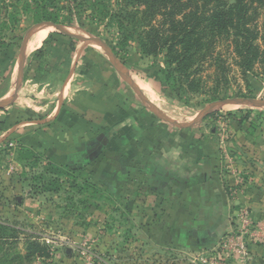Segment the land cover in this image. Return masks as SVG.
Masks as SVG:
<instances>
[{
  "label": "crops",
  "instance_id": "1",
  "mask_svg": "<svg viewBox=\"0 0 264 264\" xmlns=\"http://www.w3.org/2000/svg\"><path fill=\"white\" fill-rule=\"evenodd\" d=\"M49 34L32 44L31 56L32 37L26 43L21 82L3 112L11 124L9 137L19 139L47 161L85 172L82 178L89 177L101 188L104 202L112 200L120 208L130 204L131 248L152 249V253L154 248H217L226 233L240 227L237 217L244 207L249 209L252 229L264 228V182L249 176L256 183L248 182L228 159V152L237 159L246 146L250 154L255 130H243L232 118L233 130H224L225 139L222 130H204L198 123L175 126L136 92L137 96L126 93L124 80L97 48L66 35L35 54ZM10 53L8 62L2 64V75L14 71ZM16 67L18 72V63ZM9 93L5 89L2 98ZM254 149L264 166L262 147ZM36 199H22V204L37 201L45 209L42 198ZM43 209H39L41 214L47 215ZM49 214L52 226L59 227ZM96 215L85 211L80 220L66 216L63 235L75 241L93 237L99 244L105 234L100 222L105 215ZM64 251L66 262L81 263L82 256L76 251ZM247 251V264H264V237H252ZM229 261L243 263L237 256Z\"/></svg>",
  "mask_w": 264,
  "mask_h": 264
},
{
  "label": "rangeland",
  "instance_id": "2",
  "mask_svg": "<svg viewBox=\"0 0 264 264\" xmlns=\"http://www.w3.org/2000/svg\"><path fill=\"white\" fill-rule=\"evenodd\" d=\"M21 2L22 0H0V100L9 98L13 93L17 74L16 66L23 38L31 31L32 39L28 54H33V52L31 53L34 47L33 43L39 42L45 35L58 32V30L50 25L33 29L32 27L41 22L60 25L69 32L81 35L84 39L78 41L83 46L97 48L105 55L107 53L104 51L103 45L109 48L122 63L126 75L138 83L137 87L145 96L147 104H152L157 110H162L164 113L161 112L166 115L164 117L184 123L198 121L203 117L198 125L200 124L204 130H222V139H225L224 130H233L230 124L231 117L249 115V119L243 123L245 129L242 126L241 128L256 131V136L254 135L250 142L252 151L248 155L246 146V152L237 156V159L227 151L228 159L240 168L244 174L243 178L248 182L255 184L256 182L252 179L264 182V166L260 165L261 160L254 149L255 146L262 147L261 151L264 154V107L248 104V100L264 102V73L260 64H257L245 79L233 64L229 53L223 52L225 67L217 70L213 67L208 68L202 74L199 88L188 91L181 90L179 96L172 90V84L165 80L166 69L161 54L145 55L141 51L136 36L140 29L137 27L139 16L134 9L126 10L117 0H111L108 11L103 14L102 18L97 11L94 12L95 17L86 15L85 8L80 11V18L73 16L70 20V15L64 8L58 12L56 8L52 7L49 8V11L58 12L57 22L53 20L33 22L28 14H23V10L20 8ZM63 5V0L57 4L58 7ZM251 19L253 24L259 27L264 25L263 9L260 6L252 7ZM130 35L132 37H129ZM86 38H94L103 45ZM126 39H128L127 42L124 41ZM12 50L11 67L15 65L14 71L11 74L2 75L5 68L2 64L8 62L6 55ZM123 82L125 92L133 96L136 95L131 85L125 80ZM8 88L11 93L2 98L3 91ZM232 98L246 99L247 103H226V100ZM220 101L225 102L218 104ZM210 104H214V107L206 111ZM5 107L0 108V222L19 228L21 233L17 237H13V235L10 237L11 234L6 233L8 237L4 241L0 255L6 250L9 254L20 255L21 257L15 264H76L68 263L62 257L65 254V248H69L82 256L80 264H88L89 260H91V264H162L167 261L169 264H202L197 260V255L204 250L154 248L152 253V249L136 250L131 248L130 239L134 238H132L131 232L133 223L130 204L120 208L112 200L104 202L99 193L86 190V188L80 192L79 184L85 175L83 171H75L74 175L58 176V190L44 191L40 185L42 182L39 177L42 175L47 159L42 155L33 164V160L24 158L23 154L29 150L27 149L29 147L20 143L19 139L9 137L12 134L9 130L11 124L9 125L8 120L1 121L4 119ZM258 167H261L260 171L256 172ZM248 176L252 179H248ZM43 177L45 180L50 178L49 175H43ZM28 197L42 198L45 209L37 205V201L22 204V199ZM97 205H101V209L97 210ZM38 208L43 209L44 212L48 211V214L46 215V212L45 215L41 214L42 212ZM85 211L86 214L95 212V215L97 214L96 216L101 218H104L105 215L104 220L100 221L103 226L101 229L105 234L99 244L94 241L93 237L83 236L80 240L75 241L70 235H63L62 229L66 231L65 226L69 220L66 216L71 214L74 215L75 220L76 218L80 220ZM49 213L54 215L53 220L57 221L59 227L52 226ZM41 215L45 217L41 218ZM30 239L46 246L49 256L47 258L23 259ZM210 252L208 251L209 254ZM9 257L11 256L9 255Z\"/></svg>",
  "mask_w": 264,
  "mask_h": 264
},
{
  "label": "trees",
  "instance_id": "3",
  "mask_svg": "<svg viewBox=\"0 0 264 264\" xmlns=\"http://www.w3.org/2000/svg\"><path fill=\"white\" fill-rule=\"evenodd\" d=\"M59 1L22 0L20 8L23 10V14H28L33 22L41 20L57 22V13L63 8L70 15V20L73 16L80 18V11L85 8L86 15L95 17L94 12L97 11L102 18L103 14L108 11L111 0H63L64 5L58 7ZM117 1L124 9H134L137 12L139 16L137 27L140 29L136 36L141 51L145 55L161 54L166 69L165 80L172 84V90L177 95L181 94V90L188 91L199 88L202 74L208 68L213 67L216 70L224 68L223 52L229 53L233 64L245 79L257 64L261 65L264 73V25L259 27L253 24L251 19V9L254 5L263 9L264 16V0ZM52 7L56 8L58 12H50L49 8ZM60 36L66 35L60 32H51L35 54L42 53L43 46ZM127 40L124 41L127 42ZM12 54L13 50L10 53V59ZM231 118L238 127H241L244 121L249 119V115L245 117L232 116ZM27 149L29 150H26L23 156L28 160H33L34 164L37 158L42 155L33 148ZM75 171L78 170L47 161L43 166L42 175L39 177L42 182L40 185L44 191H57L58 176L74 175ZM43 175H49V180H45ZM79 185L80 192L85 188L94 193L102 191L89 177L82 178ZM7 232L11 234L10 237L12 235L17 237L21 233L19 228L0 222V252L3 250L4 241L7 240ZM9 255L11 257L8 258ZM48 256L49 250L46 246L30 239L22 258H47ZM20 257V255L9 254L6 250L0 255V264H15Z\"/></svg>",
  "mask_w": 264,
  "mask_h": 264
},
{
  "label": "built area",
  "instance_id": "4",
  "mask_svg": "<svg viewBox=\"0 0 264 264\" xmlns=\"http://www.w3.org/2000/svg\"><path fill=\"white\" fill-rule=\"evenodd\" d=\"M237 218L241 223L238 230L226 233L217 244V248L205 249L199 252L197 255L198 261L202 264H229V259L237 256L243 261L242 264H247V260L249 261L247 242L252 237L263 238L264 228L252 229L253 221L247 207L240 211ZM208 251H211L210 254ZM88 264H91V260H89Z\"/></svg>",
  "mask_w": 264,
  "mask_h": 264
},
{
  "label": "water",
  "instance_id": "5",
  "mask_svg": "<svg viewBox=\"0 0 264 264\" xmlns=\"http://www.w3.org/2000/svg\"><path fill=\"white\" fill-rule=\"evenodd\" d=\"M47 25L54 26L58 30V32H61V33L65 34V35L74 37V38H76L78 40L84 39L81 35L69 32L68 30L64 29L62 26L53 25L52 23H49V22L38 23L34 27H32V29L40 27V26H47ZM30 33H31V31L28 32V34L25 36V38H23V41H22V43L20 45L19 61H18V72H17V77H16L13 93L11 94V96H9V98L0 100V108L9 105L14 100V98L16 96V91H17V89H18V87L20 85L21 78H22L23 66H24V61H25V48H26V43H27V41H28V39L30 37ZM86 39L93 40V41L97 42L98 44L103 45L98 40H96L94 38H86ZM103 47H104V51L108 55L109 61L114 66V68L116 69L118 74L122 77L123 80H125L128 84H130L131 87L135 90L136 94L140 98H142V100H144L146 102V99L142 95V93L139 91V89L137 87V84L134 82V80H132V78L127 76L126 73L124 72V68H123L122 63L115 57V55L111 52V50L109 48H106L104 45H103ZM224 102L225 101H220V102H218V104H222ZM226 103H247V100L246 99H242V98H232V99L226 100ZM248 104H254L255 106H263L264 107V102L263 101L248 100ZM213 107H214V104H210L207 107L206 111H209ZM159 115L164 120H166L167 122H169L171 124H174L175 126H178V127L179 126H190L192 124L199 123L202 120V118H203V117H201L200 120H198V121H192V122H186L184 124H180V123L174 122L173 120H171V119H169L167 117H164V115H162V114H159Z\"/></svg>",
  "mask_w": 264,
  "mask_h": 264
}]
</instances>
